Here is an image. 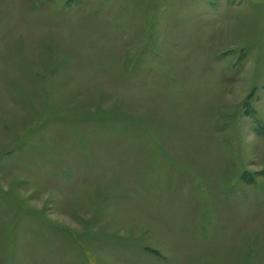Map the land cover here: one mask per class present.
<instances>
[{
	"label": "rangeland",
	"instance_id": "374dc122",
	"mask_svg": "<svg viewBox=\"0 0 264 264\" xmlns=\"http://www.w3.org/2000/svg\"><path fill=\"white\" fill-rule=\"evenodd\" d=\"M0 264H264V0H0Z\"/></svg>",
	"mask_w": 264,
	"mask_h": 264
}]
</instances>
